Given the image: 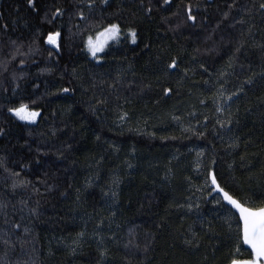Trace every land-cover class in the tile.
I'll return each mask as SVG.
<instances>
[{
    "label": "trees",
    "instance_id": "1",
    "mask_svg": "<svg viewBox=\"0 0 264 264\" xmlns=\"http://www.w3.org/2000/svg\"><path fill=\"white\" fill-rule=\"evenodd\" d=\"M261 4L0 0V264L250 259L208 172L264 204ZM110 23L121 36L94 60L87 38ZM57 30L58 52L46 43ZM22 103L35 122L8 111Z\"/></svg>",
    "mask_w": 264,
    "mask_h": 264
},
{
    "label": "snow or ice",
    "instance_id": "2",
    "mask_svg": "<svg viewBox=\"0 0 264 264\" xmlns=\"http://www.w3.org/2000/svg\"><path fill=\"white\" fill-rule=\"evenodd\" d=\"M89 5L94 3V0H88ZM164 4H170V0H163ZM29 6L34 7V0H27ZM101 3H107V0H101ZM260 7L264 9V4H261ZM147 12H151V8L147 9ZM57 13H61L60 9L56 10L55 16ZM79 15L83 16V13H79ZM173 15H179V13H173ZM225 17L228 13H224ZM192 22L193 26H196L197 16L192 12V6L189 5L186 9V19L184 21ZM128 34L130 36L131 42L136 43L137 40V30L135 28H129ZM121 32V26L118 23H110L103 31L96 33V39L90 35L87 38L86 44L88 52L95 58L99 59L97 53L103 51L105 44L108 39L113 37H118ZM60 31L50 32L46 37V43L54 46V49H59L60 45ZM15 43V42H13ZM239 51V49H237ZM52 55V52H49V56ZM21 63H24L22 60ZM178 67L177 59L173 58L171 62L167 65L169 69H176ZM201 68L204 67L203 64L200 65ZM206 70V69H205ZM185 73L187 69L184 70ZM249 83L251 81L249 80ZM242 90V89H241ZM63 92L69 91V89L64 88L61 89ZM163 92L165 95H168L172 92L171 88H164ZM231 99V97H229ZM9 112L14 113L16 117L20 120L35 122L36 118L41 114L39 110H31L25 104H20L19 107L9 108ZM220 111V109H217ZM125 116L127 113L124 114ZM124 117H120L123 119ZM4 129H0V134H3ZM202 135V134H201ZM202 154V152H201ZM214 163V162H213ZM18 175V174H14ZM208 179H210L212 187V191L217 192L218 194H222V200L226 201L228 205L231 206V209H234V215L237 223L238 232L240 235V240L242 244L247 245L250 249V259H240L237 258L236 255L230 260V264H264V204L260 206H250L247 202L242 201L241 198L236 197L234 194H231L229 191L225 190L224 187L218 182L217 175L215 171L208 172ZM211 195V192L209 193ZM115 195V193H113ZM217 204L221 203V199H217L215 201ZM191 208V205H189ZM33 212L36 210L33 209ZM15 227H19V225H15ZM27 231V229H25ZM80 235H83L81 233ZM195 235V233H193ZM7 243V241H5ZM186 244H191V240H185ZM236 253L239 254L240 246L237 245ZM105 253L101 252L103 256Z\"/></svg>",
    "mask_w": 264,
    "mask_h": 264
},
{
    "label": "rangeland",
    "instance_id": "3",
    "mask_svg": "<svg viewBox=\"0 0 264 264\" xmlns=\"http://www.w3.org/2000/svg\"><path fill=\"white\" fill-rule=\"evenodd\" d=\"M102 31H103V30H102ZM121 33H122V29H121L120 35H119L118 37H113V38H111V39H108V40H107V43L105 44V46H104V48H103V51L98 52V53H97V56L99 57L101 54H103L104 51L106 50L107 46H108L109 44H111L112 42L116 41V40L121 36ZM127 34H128V33H127ZM92 37H93V39L95 40V39H96V34L93 35ZM128 37L130 38L129 34H128ZM130 40H131V39H130ZM85 51L89 54V56H90L92 59H94V60H99V59H100V58L97 59V58L93 57V56L88 52L87 44H86ZM14 115H15V114H14ZM39 116H40V115H39ZM39 116H38L37 118H39ZM37 118H36V120H37ZM36 120H35V121H36ZM22 121H24V120H22ZM24 122H29V121H24ZM31 123H32V122H31ZM195 154L198 155V152L195 151Z\"/></svg>",
    "mask_w": 264,
    "mask_h": 264
},
{
    "label": "water",
    "instance_id": "4",
    "mask_svg": "<svg viewBox=\"0 0 264 264\" xmlns=\"http://www.w3.org/2000/svg\"><path fill=\"white\" fill-rule=\"evenodd\" d=\"M48 47L51 48V49H53V50H55L56 52H58V50H59V49H54V46L49 45V44H48Z\"/></svg>",
    "mask_w": 264,
    "mask_h": 264
}]
</instances>
